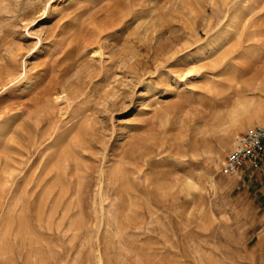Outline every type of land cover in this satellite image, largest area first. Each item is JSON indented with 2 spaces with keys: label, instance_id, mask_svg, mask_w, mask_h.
Returning <instances> with one entry per match:
<instances>
[{
  "label": "rangeland",
  "instance_id": "rangeland-1",
  "mask_svg": "<svg viewBox=\"0 0 264 264\" xmlns=\"http://www.w3.org/2000/svg\"><path fill=\"white\" fill-rule=\"evenodd\" d=\"M239 98L264 0H0V264H264Z\"/></svg>",
  "mask_w": 264,
  "mask_h": 264
},
{
  "label": "built area",
  "instance_id": "built-area-1",
  "mask_svg": "<svg viewBox=\"0 0 264 264\" xmlns=\"http://www.w3.org/2000/svg\"><path fill=\"white\" fill-rule=\"evenodd\" d=\"M247 169L264 174V120L238 136L221 165L222 173L230 175Z\"/></svg>",
  "mask_w": 264,
  "mask_h": 264
},
{
  "label": "bare ground",
  "instance_id": "bare-ground-1",
  "mask_svg": "<svg viewBox=\"0 0 264 264\" xmlns=\"http://www.w3.org/2000/svg\"><path fill=\"white\" fill-rule=\"evenodd\" d=\"M223 66H225V65H223ZM223 69H224V67H223ZM226 69H224V70H226ZM230 84H232V80H231ZM234 106H235V108L232 109V110H234L233 111L234 114L231 113V115L233 114V116L230 117V118H232L230 120L233 123L238 122L240 117L244 114H247V113L252 114V116H250L249 121L247 123H243V126L254 121L255 117H258L259 119L262 118V114L264 113V102H261V101L255 102L253 99H248V98L241 99V98H239Z\"/></svg>",
  "mask_w": 264,
  "mask_h": 264
}]
</instances>
